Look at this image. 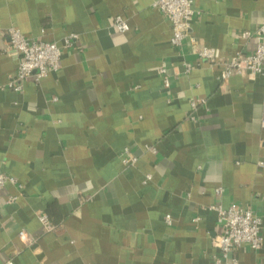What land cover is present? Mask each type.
Returning a JSON list of instances; mask_svg holds the SVG:
<instances>
[{"label":"crops","instance_id":"1","mask_svg":"<svg viewBox=\"0 0 264 264\" xmlns=\"http://www.w3.org/2000/svg\"><path fill=\"white\" fill-rule=\"evenodd\" d=\"M192 7L175 48L152 0H0V169L14 178L3 197L16 196L0 202V264H211V206L232 202L262 221L261 248H239L238 264H264V74L220 77L222 61L254 48L241 34L264 23V0ZM116 15L126 31L113 27ZM9 27L77 40L57 71L15 91Z\"/></svg>","mask_w":264,"mask_h":264},{"label":"built area","instance_id":"2","mask_svg":"<svg viewBox=\"0 0 264 264\" xmlns=\"http://www.w3.org/2000/svg\"><path fill=\"white\" fill-rule=\"evenodd\" d=\"M192 4L193 0H152V6L159 9L171 23L170 43L175 48H181L189 36L190 21L194 13ZM112 25L121 32L128 29L127 21L120 15L113 18ZM6 35L7 46L16 50L18 55L16 71L7 83V86L15 91L22 88V82L30 75H33L36 80H40L48 72L57 71L60 68L61 49L73 46L77 40V35L70 33L64 36L61 45H58L56 42L26 37L15 27H9ZM241 35L243 38H253L254 48L249 53H239L221 62L220 77L223 80L233 74H264V23L260 24L254 32L244 31ZM197 52L199 57L214 61L215 51L212 48L201 47ZM184 66L185 72L191 70V64L185 62ZM165 71L164 67L159 69V72L163 74V85L168 87L169 81ZM191 104L195 106L196 100H193ZM262 125L264 126V120ZM150 149L154 151L155 148L151 146ZM122 161L125 165H131L136 161V158L128 155L124 156ZM6 182H14V178L0 169V202L4 199L5 202L11 203L16 199V196L3 197ZM221 192V187L215 189L218 197ZM211 209L216 211L217 226L219 227V232L212 238L216 254L211 264H238L236 251L239 248L244 246L251 250L261 248L263 242L262 221L258 214L250 208L234 202L228 206L217 203L212 205ZM39 219L44 231L56 229L57 226L51 222L46 213H41ZM197 219L198 217L193 218L194 221ZM166 221L171 223L169 215L166 216ZM18 234L21 240L25 242L30 240L25 228H20Z\"/></svg>","mask_w":264,"mask_h":264}]
</instances>
